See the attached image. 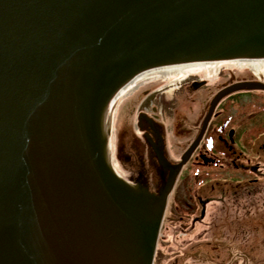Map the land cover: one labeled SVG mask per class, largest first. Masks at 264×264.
I'll list each match as a JSON object with an SVG mask.
<instances>
[{"label":"water","instance_id":"water-1","mask_svg":"<svg viewBox=\"0 0 264 264\" xmlns=\"http://www.w3.org/2000/svg\"><path fill=\"white\" fill-rule=\"evenodd\" d=\"M238 59H264V0H0V264H154L174 177L156 198L119 176L108 106Z\"/></svg>","mask_w":264,"mask_h":264},{"label":"flooded vegetation","instance_id":"flooded-vegetation-1","mask_svg":"<svg viewBox=\"0 0 264 264\" xmlns=\"http://www.w3.org/2000/svg\"><path fill=\"white\" fill-rule=\"evenodd\" d=\"M195 67L122 89L110 163L156 198L174 177L154 264L172 247L185 254L172 264H264V72L223 62Z\"/></svg>","mask_w":264,"mask_h":264},{"label":"bare ground","instance_id":"bare-ground-1","mask_svg":"<svg viewBox=\"0 0 264 264\" xmlns=\"http://www.w3.org/2000/svg\"><path fill=\"white\" fill-rule=\"evenodd\" d=\"M222 62L223 63H230V64H237L239 66L248 65V66H250L252 69H254L257 72H260L261 70H264V59H238V60H228V61L198 62V63L173 65V66H167V67H161V68L153 69V70H151V72L149 71L150 73H148V74H140V75H138L134 79V81H136V80L138 81L139 79H144L147 75H155V74H159V75H162L164 77H167L168 74H170L171 72H174V71L189 73V72L195 71L198 68H200V67H195V66H198V65H201V64H205V65L208 64V65L214 66V65H219ZM214 69H216V68H214ZM122 89H124V88H122ZM122 89L120 90V92L122 91ZM123 91H125V89ZM120 92L111 101V103L108 106V109L106 111V115H109V116L111 115V111H112L116 101L124 93V92H121V93ZM105 122H106V117H105ZM106 124H107V122H106Z\"/></svg>","mask_w":264,"mask_h":264},{"label":"rangeland","instance_id":"rangeland-1","mask_svg":"<svg viewBox=\"0 0 264 264\" xmlns=\"http://www.w3.org/2000/svg\"><path fill=\"white\" fill-rule=\"evenodd\" d=\"M264 71V70H263ZM112 112H113V109H112V111H111V115L109 116V115H106V122H107V124H109V127H110V120H111V116H112ZM109 116V117H108ZM112 121H113V118H112ZM112 129H114V128H112ZM112 142H111V144H112V146H114V134H113V136H112ZM113 166V165H112ZM114 169L120 174V169H119V167L118 166H116V164H114ZM122 174V173H121ZM180 234V233H179ZM172 251H174L175 253H173ZM167 252L169 253L168 254V256H167V260H165V261H163V263L162 264H172V261H174L176 258V254L178 253V252H183L182 250H181V247L180 248H178V247H176V248H174V247H172V249L171 248H168L167 249ZM167 254V253H166ZM212 254H215V253H212ZM180 255H185L184 254V252L183 253H180ZM204 257H205V255H204ZM184 264H213V263H208V262H206L205 260H203L202 262H194L193 260H191L190 258H187V259H185L184 261ZM217 264H220V263H217Z\"/></svg>","mask_w":264,"mask_h":264}]
</instances>
